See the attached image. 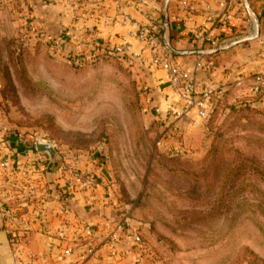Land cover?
I'll use <instances>...</instances> for the list:
<instances>
[{"label":"rangeland","instance_id":"374dc122","mask_svg":"<svg viewBox=\"0 0 264 264\" xmlns=\"http://www.w3.org/2000/svg\"><path fill=\"white\" fill-rule=\"evenodd\" d=\"M31 9L0 0V140L28 157L17 189L29 163L34 188L54 204L57 167L93 165L113 189L104 207L129 213L158 264H264L261 93L173 121L113 50L62 55L34 30ZM165 124L171 133L158 145ZM36 140L57 152L51 177L29 150Z\"/></svg>","mask_w":264,"mask_h":264},{"label":"crops","instance_id":"0c3cea01","mask_svg":"<svg viewBox=\"0 0 264 264\" xmlns=\"http://www.w3.org/2000/svg\"><path fill=\"white\" fill-rule=\"evenodd\" d=\"M27 3L33 8L30 17L37 23L34 30L39 27L45 41L55 44L56 51L64 56L76 59L75 54L97 55L115 47L124 48L134 62L129 69L135 79L149 88L166 110L174 101L166 75L147 62L152 48L165 46L163 32L174 50L202 52L174 56L173 60L194 72L202 85L213 90V105L236 99L252 100L255 76L261 75L264 80V0H247V5L243 0H27ZM143 32L144 39L139 37ZM259 96L264 106V83ZM194 120L197 117L189 116V122ZM9 152L15 153L16 161H27L28 157L19 154L12 143ZM93 167L89 165L82 171L98 176L97 201L85 206L78 192L64 193L68 212L62 222L56 211L57 194L54 204L48 199L32 210L13 199L16 186L21 184L18 175L0 177V211L10 209L14 214L12 223L0 225V264H75L88 243L78 229L79 224H89L92 229L90 241L95 250L87 257V264L160 263L148 244L146 250L137 251L128 234L121 235L116 243L115 252L120 259L118 263L114 261L113 244L105 226H112L123 208L116 213L104 207L105 196L111 195L113 189L101 172L91 170ZM53 180L58 184L56 172ZM33 211L39 214L38 222L32 218ZM57 228L68 229L72 238L73 255L63 260L56 257V238L46 230Z\"/></svg>","mask_w":264,"mask_h":264},{"label":"built area","instance_id":"2783aa9c","mask_svg":"<svg viewBox=\"0 0 264 264\" xmlns=\"http://www.w3.org/2000/svg\"><path fill=\"white\" fill-rule=\"evenodd\" d=\"M139 37L144 39L146 35L143 32L139 34ZM113 51L126 67L130 68L133 66L134 62L124 48L115 47ZM147 62L150 65L162 70L166 75L168 88L174 97L173 104L169 108V114L170 117L173 118V121L190 115H194L198 119H205L208 117L213 107V90L206 85H202L194 72H190L189 70L176 64L166 47H163L162 49L152 48V52L150 53V57ZM263 83L264 80L262 76L256 75L253 80V84L251 85V92L254 95L260 94ZM170 133L171 127H169V124H165V129L161 133L158 145H163L165 139L169 137ZM32 148H34V142H32V146L29 149L31 152ZM9 151V141L0 140V177L4 175H18L21 173V166L19 162L16 161L14 155H11ZM36 155L40 166L39 169L44 170L47 159L43 154L36 153ZM25 167V176L24 174L23 176L26 178L27 186L24 187L23 192L21 189H17L16 186V190L13 193H16V196L22 200V204L27 207H31L33 210L34 206L43 204L47 200L46 198L48 197V192L44 187H42L40 191H37L34 188V185L30 180L33 177V165L27 163ZM57 168L58 190L60 196L56 211L57 216L62 222L68 212L67 206L63 201V196L67 194L64 193L73 194L78 192L81 195L84 205L92 206L97 201L96 189L99 186V178L95 174L84 173L73 165L62 164ZM110 200L111 199L108 196H105L103 201L104 206L109 207L111 205ZM0 212V225L12 223L11 221L14 220L12 210L2 209ZM128 214L129 213L126 212V210L122 211L118 218L112 222V226H105L106 229H109L107 234L109 240L113 244L112 250L114 252L116 250L115 245L123 234H128L132 240L134 248L137 251L139 250L140 252L142 250H146L147 248L139 232L130 227ZM32 218L38 220L39 214L33 211ZM78 229L82 232V234H84L88 243L84 253L78 256L75 264H87V257L95 250V244L90 241L92 229L89 224H79ZM46 230L47 232H52L57 240V259L63 260L71 257L73 255L71 247L72 238L69 230L66 228H57L54 231L49 229ZM119 259L120 255L115 252L114 261L118 263Z\"/></svg>","mask_w":264,"mask_h":264},{"label":"water","instance_id":"95a60500","mask_svg":"<svg viewBox=\"0 0 264 264\" xmlns=\"http://www.w3.org/2000/svg\"><path fill=\"white\" fill-rule=\"evenodd\" d=\"M243 1H244V4L247 5V0H243ZM162 36H163V40H164V44H165L166 49L170 52V54H172L174 56L195 55V54H201L202 53L200 51H177V50H174L166 41L164 32H163ZM34 148H35L36 152L43 154L47 157V160H48L47 175H48V177L49 176L51 177V170L55 164V157L57 154L54 146L51 145V143L48 141L36 140L34 142ZM49 173H50V175H49ZM49 179L51 180V178H49Z\"/></svg>","mask_w":264,"mask_h":264},{"label":"trees","instance_id":"16d2710c","mask_svg":"<svg viewBox=\"0 0 264 264\" xmlns=\"http://www.w3.org/2000/svg\"><path fill=\"white\" fill-rule=\"evenodd\" d=\"M172 57H174V55L171 54Z\"/></svg>","mask_w":264,"mask_h":264}]
</instances>
